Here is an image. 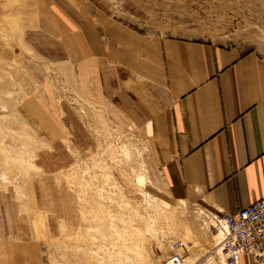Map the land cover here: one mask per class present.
I'll use <instances>...</instances> for the list:
<instances>
[{
	"label": "rangeland",
	"instance_id": "1",
	"mask_svg": "<svg viewBox=\"0 0 264 264\" xmlns=\"http://www.w3.org/2000/svg\"><path fill=\"white\" fill-rule=\"evenodd\" d=\"M83 7L149 37L264 54V0H0V264H161L174 240L186 264H227L147 131L75 74L60 9Z\"/></svg>",
	"mask_w": 264,
	"mask_h": 264
},
{
	"label": "crops",
	"instance_id": "2",
	"mask_svg": "<svg viewBox=\"0 0 264 264\" xmlns=\"http://www.w3.org/2000/svg\"><path fill=\"white\" fill-rule=\"evenodd\" d=\"M83 8L82 16L60 9L81 49L75 74L86 72L98 100L147 131L173 195L214 214L263 197L264 54L149 37ZM237 264H264V256L243 254Z\"/></svg>",
	"mask_w": 264,
	"mask_h": 264
},
{
	"label": "built area",
	"instance_id": "3",
	"mask_svg": "<svg viewBox=\"0 0 264 264\" xmlns=\"http://www.w3.org/2000/svg\"><path fill=\"white\" fill-rule=\"evenodd\" d=\"M202 217L213 219L216 223L226 225L225 236L221 241L228 264L239 263L243 254H252L260 259L264 256V196L256 202L242 207L235 214H214L206 209L201 211ZM173 251L165 257L161 264H183L184 257Z\"/></svg>",
	"mask_w": 264,
	"mask_h": 264
},
{
	"label": "bare ground",
	"instance_id": "4",
	"mask_svg": "<svg viewBox=\"0 0 264 264\" xmlns=\"http://www.w3.org/2000/svg\"><path fill=\"white\" fill-rule=\"evenodd\" d=\"M196 211H198V216L200 217V223H202L203 225L207 226V227H216L217 228V231L219 233H221V241L222 239L224 238L225 236V229H226V225L224 223H216L213 219L211 218H207V217H202L201 215V211L200 209H197ZM221 241H220V245H221ZM177 243H182L181 244H178L177 248H176V252L180 253L181 255H183L184 257V262L183 264H186V243L182 240H174V241H171L170 243V253L173 251V249L171 250L172 246H174L175 244ZM219 250H221L223 253H224V250H223V247L222 245L220 246ZM227 262V260H226ZM228 264V262H227Z\"/></svg>",
	"mask_w": 264,
	"mask_h": 264
}]
</instances>
